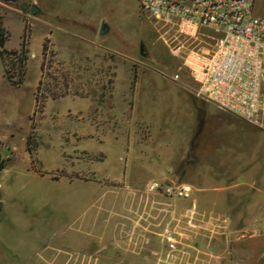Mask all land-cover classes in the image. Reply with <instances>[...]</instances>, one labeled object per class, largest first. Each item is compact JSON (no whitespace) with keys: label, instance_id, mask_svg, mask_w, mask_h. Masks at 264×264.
<instances>
[{"label":"rangeland","instance_id":"obj_1","mask_svg":"<svg viewBox=\"0 0 264 264\" xmlns=\"http://www.w3.org/2000/svg\"><path fill=\"white\" fill-rule=\"evenodd\" d=\"M254 10L263 14L264 0ZM0 21L6 264L227 262L211 256L216 243L204 226V204L222 192L193 187L183 198L146 183L210 187V175L251 172L264 189V126L195 96L138 0H0ZM175 71L181 81L167 76ZM191 141L209 144L200 154ZM218 229L217 244L231 246L238 235Z\"/></svg>","mask_w":264,"mask_h":264},{"label":"built area","instance_id":"obj_2","mask_svg":"<svg viewBox=\"0 0 264 264\" xmlns=\"http://www.w3.org/2000/svg\"><path fill=\"white\" fill-rule=\"evenodd\" d=\"M255 1L138 0L187 71L193 82L189 90L263 128L264 13L255 12ZM167 76L181 81L179 71ZM6 158L0 155V162ZM146 190L185 198L193 186L171 178L151 179Z\"/></svg>","mask_w":264,"mask_h":264},{"label":"crops","instance_id":"obj_3","mask_svg":"<svg viewBox=\"0 0 264 264\" xmlns=\"http://www.w3.org/2000/svg\"><path fill=\"white\" fill-rule=\"evenodd\" d=\"M36 89L37 85L35 91ZM35 94L36 93H34L33 97L34 101ZM96 123L97 122H94V126H97ZM189 137L190 136H188V138ZM188 140L190 141V138ZM185 146L187 145L183 147ZM207 165L208 162H206V166ZM203 168L207 169V167ZM204 169L199 167L195 170L202 172L201 170ZM251 174L255 173L235 172L231 174H221L219 176L210 175L207 178H210L212 183H214L210 187L204 185L196 186L191 183L196 192H204L210 189L219 194L222 192L220 196L218 194L211 195L210 203L204 204L206 209H209V217L204 220V226L211 228L212 237L210 242L213 243L215 241L214 243H216L215 248L211 250V256L228 259V261L223 264H240L242 262L247 264H264L262 258V253L264 251V230L262 231V229H264V203H258V201L264 197V189L259 185V175L255 176ZM215 180L221 183H215ZM262 184L264 185V181L261 182V185ZM230 188L233 190L227 191ZM224 191H226V193ZM234 193H236V195H234ZM197 203L199 206L203 205L202 199H198ZM1 209L2 206L0 207V211ZM218 227H224L230 236L233 233L238 235L231 246H229V244L224 246L221 239L220 243L217 244L216 241L218 240L215 232H220ZM5 261L6 254L4 251V244L2 239H0V264H6Z\"/></svg>","mask_w":264,"mask_h":264},{"label":"trees","instance_id":"obj_4","mask_svg":"<svg viewBox=\"0 0 264 264\" xmlns=\"http://www.w3.org/2000/svg\"><path fill=\"white\" fill-rule=\"evenodd\" d=\"M27 32V27L25 26L24 27V35H25V33ZM6 40V31H5V29H4V27H3V25H2V22L0 21V47H3V43H4V41ZM23 46H24V43L22 42L21 43V48H23ZM3 51V50H2ZM45 51H46V46L44 45V47H43V55L45 56ZM136 75L134 74V77H135ZM39 93H36L35 94V102H36V105H38V102H39ZM200 122V119H199V121H198V123ZM202 121L200 122V124H199V126H200V128L202 129ZM199 132V131H198ZM195 134H196V131L193 133V135H192V137L194 136L195 137ZM203 138H206L205 137V135L202 133V135H201ZM208 144L209 143H207L206 141H204L203 143H202V146L199 148V149H197L198 148V145L199 144H197V143H193V141H191L190 142V145H189V147L190 148H194V150H195V148L197 149L196 151H197V153L199 152L200 154L202 153V150L203 149H205V147H208ZM206 145V146H205ZM28 151H29V153L31 154V149L29 148L28 149ZM199 154V155H200ZM198 156V154H196L195 153V158ZM191 163V164H190ZM189 167H187L188 169L187 170H189V169H192V162H189ZM4 166H5V162L4 161H2V162H0V169H2V168H4ZM186 170V171H187Z\"/></svg>","mask_w":264,"mask_h":264},{"label":"water","instance_id":"obj_5","mask_svg":"<svg viewBox=\"0 0 264 264\" xmlns=\"http://www.w3.org/2000/svg\"><path fill=\"white\" fill-rule=\"evenodd\" d=\"M23 4L21 3L20 4V8L23 9ZM108 25L105 23V22H102L101 25H100V29H99V33L100 34H104L108 31ZM1 207V206H0Z\"/></svg>","mask_w":264,"mask_h":264}]
</instances>
